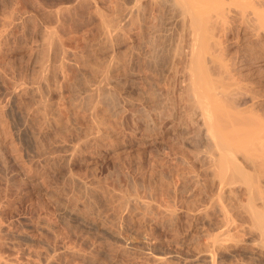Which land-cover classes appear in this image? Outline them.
Wrapping results in <instances>:
<instances>
[{
  "label": "rangeland",
  "instance_id": "obj_1",
  "mask_svg": "<svg viewBox=\"0 0 264 264\" xmlns=\"http://www.w3.org/2000/svg\"><path fill=\"white\" fill-rule=\"evenodd\" d=\"M156 3L0 0V30H7L0 39V264H192L193 259L205 264L204 213L210 196L217 194V183L207 175L203 152L187 145L188 137L195 135L181 134L184 126L193 132V123H201V116L192 118L186 109H179L184 108L177 95L180 69L186 62V56H178L176 50L181 25ZM233 21L223 39L228 58L244 51L245 32ZM44 29L54 34L53 41L45 39ZM182 45L186 53V44ZM63 49L72 56L61 64ZM41 63L42 67L47 64L43 78L49 88L33 95L16 91L21 83L40 86ZM101 69L110 75L102 82V90L84 98L76 90L95 83ZM263 69L254 64L246 71L238 70L236 77L241 75L239 81H246L251 92L263 93L254 85L264 81ZM39 100L46 103L43 113L58 126L52 129L43 120H35L33 127L40 135L36 142L19 112L33 108ZM258 102L264 104L257 99L255 106ZM90 131L101 135L100 141L88 144L87 153L76 154L69 165L62 164V151L47 161L38 156L43 147L52 148L58 140L86 138ZM73 168L75 176L88 181L90 204L78 192L76 198L70 195L69 183L67 191L62 186ZM111 188L122 190L131 200V204L129 199L122 200L130 204L125 206L129 212L120 207L121 200L112 198ZM228 191L235 202L245 198L244 186L232 195ZM50 193L58 194L80 218L60 219L59 205ZM137 201L148 202L152 208ZM136 206L146 209L145 219L139 215V220L143 209L138 211ZM124 225L140 234H125ZM108 231H117L119 238L111 239ZM230 247L232 257H218L216 264H264V257L249 255L243 244L230 243Z\"/></svg>",
  "mask_w": 264,
  "mask_h": 264
},
{
  "label": "bare ground",
  "instance_id": "obj_2",
  "mask_svg": "<svg viewBox=\"0 0 264 264\" xmlns=\"http://www.w3.org/2000/svg\"><path fill=\"white\" fill-rule=\"evenodd\" d=\"M155 2H157L156 5L159 4L158 6L160 8L164 7L167 9V11H169L168 12L169 16H171L168 17L169 19L173 18L175 22H179L181 25V30L179 33L180 43L176 44L178 45L176 50L178 56L181 57L182 55L186 56V62L184 65L182 64L183 67L181 66L182 68L180 69L181 82H179L180 83L179 85L181 86L180 88H178L180 93L178 94L177 92V95H179L180 97L179 99L184 103V106L182 105L184 108L181 107L179 109L182 110L186 109L187 111L186 114H188L187 116L190 117L194 115L201 116L200 117L201 123L197 122L198 124L196 125H194L193 123V126H196L193 132H191L192 129L189 132L187 130V127L184 128L185 127L184 126L183 127L184 130L181 134L191 135V136L195 135L192 138L188 137L187 145L191 149H195L193 151L203 152L204 154L203 156H205L204 158L206 161L205 169L207 175H209L212 179L216 180L217 183V190H218L216 192L217 194L216 195L214 194L213 197L210 196L211 203H209L210 205H208L209 207L207 209L208 211L207 212L205 211L206 214L204 213L205 215L204 218L206 220L205 222L206 228L204 229V231H206L207 233L205 234L207 235L206 239L208 240L206 245L207 253H205L206 256L204 255L205 256L204 259L207 262V263L205 262V264H216L215 261L216 258L218 257L220 258H222L223 256L232 257V255H230V252L233 251L232 248L233 246L231 244L232 247H230V243H234L236 244V246L238 244H243L245 248L248 249L249 255L251 253V256L253 257L254 255L264 257V104L258 102V105L255 106L256 104L255 100L256 101L257 99L264 100V92L257 93L258 91L257 92L254 91L257 94L251 92L252 90L248 88L249 86H246L248 84L244 85L246 81L243 83L239 81L241 79V78L238 79L239 76H241L239 75L240 73L238 74L239 75L238 78L236 77V73L238 70L246 71L247 69H250L254 64H258V63L264 66V0H157V1L155 0ZM230 19L240 23L242 30H244L245 32L244 33L245 35L242 39L244 51H242L240 54H237L235 56L232 54L234 56L233 58H228L226 56V52L224 53L225 46L223 47V45H225L223 44V42L226 39L227 31H229L228 29H230L229 28ZM169 25L172 24L169 23ZM6 31H7L6 29L0 30V39L4 36ZM43 34L45 35V39L50 42L53 41V38L55 37L51 31L46 29H44ZM107 37L109 36L107 35ZM182 42L186 44L185 46L186 53L184 51V47H183L184 45H182ZM60 55H61L60 57L61 64L65 63V61L70 59V57L72 56L70 51L68 50L66 51L64 49L62 50V54ZM43 67L41 63L40 78L38 79L39 82L37 81L40 86L24 85L23 87L21 83L15 86V90L16 91L22 90L25 93H30L31 95H33L36 94L40 88H46V87L49 88L48 85L49 83H47L48 81L46 82V80H44L43 78L44 74H46L48 70ZM93 70H90V72L91 71L94 72ZM101 70L102 71L100 70L97 71L100 77L98 76L97 78L98 80H96L95 83L93 82L94 84L93 83L92 85L88 84L85 87L82 86L83 88H80L81 90L80 89L76 90L75 88H77V86L73 89L79 91L80 95L84 96V98L85 96L89 98L90 96H93L92 94L94 92L97 91L99 92L100 90H102V86H103L102 84L104 83L103 81H106L108 79L106 77L108 73L106 72L105 69H101ZM94 73L97 75L96 72ZM254 85L255 87H258L260 91H264L263 80L262 82H260L259 80V83H256ZM41 90L39 91L41 92ZM9 92L12 93L11 91ZM35 103L36 104L34 105L33 108L31 109L28 108L29 111L27 109H24L21 110L19 113H21L22 120H24V124L27 126L28 130L30 131V134L33 135L31 137H33L34 141L37 142V139L40 138H37V135H39V132L36 131L37 128L35 129L33 127V123L35 120L37 119H41L39 121L43 120V122L47 124L49 128L52 129L57 127L58 125L53 126L51 121L52 116L50 115L49 117L48 114H45V112L43 113V109L41 108L42 106L44 107L46 103H44L43 105L42 100H39V102H35ZM180 120L182 121V119ZM188 120L186 121L188 122ZM184 122H182V124ZM188 125H190V123ZM100 136L101 135H97L95 131H90L86 136V138L71 139L70 141H66V142L62 140H58L55 143L53 142L54 143L52 144L54 145L53 147L52 145H50L52 148L48 147V149L47 148L44 149L43 147L42 149H40L38 156L47 161L48 159L51 158L52 154L62 151L63 154V156L61 155L63 162L62 164L69 165L71 158L73 156H76V154L79 153H83V155H85V153H87L86 150L88 148V144L91 145L93 144L91 142H97ZM72 170H74V168L70 169V174L66 175L63 178L64 182L62 186H64V189L66 188L65 190L67 191L69 189L67 188V186L65 187V185L66 183H69L70 185L69 187H71L70 189L72 191L71 192L72 194L70 195H74L73 197L76 198L75 193L78 192L77 196L81 194L82 200H85V203H88V200L90 199L88 197L87 192L91 191V190L88 191L89 189L88 188L89 185L87 183L88 181H86L85 178L82 176L81 177L75 176V173ZM207 175L205 177H207ZM242 186H244L245 188V191H243L245 192L244 199L235 202L234 201L236 200L235 198L227 196L228 190L230 191V194L231 193L233 194L234 189H238L239 187ZM57 187L60 188L61 186H57ZM114 188L110 189V195L112 196V198H115L114 200H117L118 202L121 200V203L119 202L120 207L124 206L125 208V206L127 205L129 206L131 204L130 202L131 200L125 197L126 195L123 194L124 192L122 190L120 189L117 190ZM64 189L62 188L61 190ZM55 193L59 194L60 192H58L57 190V192ZM58 194L56 195L50 193L51 197L54 198L59 205V218L64 219L67 216H70L71 218H80L78 214L75 211H73L67 203H64L65 201L61 200V197L58 196ZM69 197L72 198V196ZM236 197H240V196L237 195ZM74 198H72V201L74 200ZM80 199H78L77 197V199L75 200H80ZM122 200L124 201L128 200L130 204L128 202H127L128 204H126ZM137 200L139 199L137 198ZM137 202H138L137 205L143 203L144 204L143 207L147 209L145 204H147L148 202H140V201ZM122 203H125V205H123ZM147 206L151 207L152 205L150 206L149 203L147 204ZM122 208H121L122 210L121 214L123 213ZM127 208L130 209V207ZM145 208H142L140 206V208L138 209L136 206V210L138 211L143 209V211L141 210V212L138 214V216L140 215L141 217H144L143 219H145L146 217L142 213V212H144V214L146 213ZM124 211H127L126 208L124 209ZM140 216H139V220L141 218ZM113 221L114 219L112 220V222ZM115 227H117V225H115ZM135 231L133 228L131 230L130 228L126 227L125 234L127 235L137 234V232ZM116 233L118 232L116 231ZM116 233L112 231H108V235L110 236L111 239L119 238L120 235L118 236V234ZM120 233L121 232H119V234ZM138 234H140L139 231ZM245 248L242 247L241 249H245ZM70 249L71 247L69 248V251ZM72 251L73 249L71 250V252ZM244 251L247 252L246 249ZM195 260L196 259L191 260L192 264L198 261ZM158 261L161 262L160 260ZM244 264H250V263H244Z\"/></svg>",
  "mask_w": 264,
  "mask_h": 264
}]
</instances>
